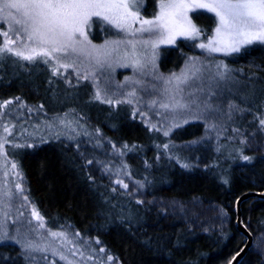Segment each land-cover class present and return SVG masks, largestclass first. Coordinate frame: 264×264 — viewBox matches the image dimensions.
Instances as JSON below:
<instances>
[{"label": "trees", "instance_id": "1", "mask_svg": "<svg viewBox=\"0 0 264 264\" xmlns=\"http://www.w3.org/2000/svg\"><path fill=\"white\" fill-rule=\"evenodd\" d=\"M146 1V11L153 10L155 0ZM197 15V22L212 18ZM180 47H162L161 70L179 67ZM237 60L239 66H232L242 70L243 80H252L239 105V139L219 138L182 152L176 145L198 137L200 124L162 136L134 120L127 106L100 103L88 83L77 90L47 61L0 52V102L20 100L41 110L20 127L32 130L52 115L70 113L91 132L90 139L30 135L9 143V149L15 146L9 157L46 226H70L96 239L120 264H228L246 241L235 228L236 200L245 192H264V43H254ZM166 146L173 147L172 155ZM115 162L141 183L139 198L114 185L109 173ZM157 200L174 202L180 211L169 212ZM240 213L253 245L239 264H264V199L242 202ZM0 264L27 261L16 245L0 244Z\"/></svg>", "mask_w": 264, "mask_h": 264}, {"label": "rangeland", "instance_id": "2", "mask_svg": "<svg viewBox=\"0 0 264 264\" xmlns=\"http://www.w3.org/2000/svg\"><path fill=\"white\" fill-rule=\"evenodd\" d=\"M146 3V0H141L140 15L152 19L159 11V0H155L153 10L146 11ZM8 11L15 14L14 10L6 9L5 13L0 14V26L2 33L8 31L9 38L15 41L10 46L14 49H25L26 45L28 48L39 47L27 40L26 36L17 38L16 29L19 26L3 19ZM196 14H207L212 18L209 22H197L194 19ZM189 16L201 29L199 37L187 39L179 36L175 44H159L155 50L150 44L145 46L142 41L156 40L158 35L129 33L93 17L91 26L85 29V53H72L69 50L68 53H53L51 58L38 56L35 60L47 61L52 71L55 70L54 74L73 82L77 90H83L85 83H88L94 98L100 103L114 107L127 106L134 120L162 136L169 137L186 125L200 124L202 133L194 140L177 144V151L183 152L188 146L206 145L230 136L237 141L239 137L235 125L239 119V105L244 99L247 100L245 94L252 81L251 78L243 80V72L237 68V59L254 43L243 46L240 52L228 54L202 49L200 44H207L215 34L216 17L206 10H195ZM132 27L139 28L140 25L134 24ZM4 42L3 36V46ZM180 44L184 45L180 47ZM177 45L183 51L181 64L178 68L161 70L159 58L162 47ZM93 46L99 51H94ZM89 52L91 55L87 54ZM104 52L109 54L105 56ZM9 101L11 103L0 102V244L16 245L27 264H120L96 239L83 236L70 226L50 229L41 217H33L35 207L28 197L22 173L9 157L10 149L15 147L9 149V143L12 140L19 142L17 139L20 137L90 139L91 132L85 129L81 121L73 120L70 113L58 117L52 115L39 127L25 129L20 127L24 118H33V114L41 110L36 106H26L20 100ZM38 124L34 122V125ZM5 127L9 128V132L4 131ZM18 127L17 134L13 133ZM98 133L97 136L100 135L99 130ZM172 149L166 146L164 151L172 155ZM111 150L119 156L123 154L115 146ZM97 164L101 167L105 165L102 161ZM121 167L124 166L116 162L111 164L112 172L109 175L114 185L139 198L141 183L126 176L119 170ZM18 184L20 189L16 187ZM156 205L165 207L169 212L180 211L174 202L159 201ZM53 233L57 235L53 236Z\"/></svg>", "mask_w": 264, "mask_h": 264}, {"label": "snow or ice", "instance_id": "3", "mask_svg": "<svg viewBox=\"0 0 264 264\" xmlns=\"http://www.w3.org/2000/svg\"><path fill=\"white\" fill-rule=\"evenodd\" d=\"M140 3L141 0H0V14L5 13L6 9L15 12L8 11L3 19L19 26L16 29L17 38L26 36L27 40L39 46L28 48L26 45L25 49H14L10 45L15 41L9 38L8 31H4L0 33L5 37L0 52L7 51L27 61L35 60L38 56L51 58L53 53H68L69 50L72 53H85V29L91 26L93 17L129 33L158 35L156 40L142 41L145 46L150 44L155 50L159 44H175L179 36L187 39L199 37L201 29L189 16L195 10H206L214 14L217 21L214 36L207 44H200L202 49L228 54L240 52L245 45L264 43V0H159V11L152 19L140 15ZM134 24L140 27L133 28ZM93 50L99 51L94 46ZM87 54L91 55L90 52ZM108 54L103 53L105 56ZM97 62H100L98 58ZM175 79L180 80L181 77ZM4 131L9 132V128L5 127ZM16 187L21 188L19 184ZM32 215L41 219L35 209Z\"/></svg>", "mask_w": 264, "mask_h": 264}, {"label": "water", "instance_id": "4", "mask_svg": "<svg viewBox=\"0 0 264 264\" xmlns=\"http://www.w3.org/2000/svg\"><path fill=\"white\" fill-rule=\"evenodd\" d=\"M251 198H253V199L254 198L264 199V192H260V193L254 192V191L253 192H245L236 200V204H235V213H236L235 228L240 234L245 236L246 241H245V244L242 247V249L230 259L228 264H239L243 260V258L245 257V255L247 254V252L249 251V249L252 246L253 237L248 232V230L244 227V225L242 224L241 213H240L241 203L248 200V199H251Z\"/></svg>", "mask_w": 264, "mask_h": 264}, {"label": "bare ground", "instance_id": "5", "mask_svg": "<svg viewBox=\"0 0 264 264\" xmlns=\"http://www.w3.org/2000/svg\"><path fill=\"white\" fill-rule=\"evenodd\" d=\"M252 245H253V242H252ZM252 247V246H251ZM250 250V249H249Z\"/></svg>", "mask_w": 264, "mask_h": 264}]
</instances>
